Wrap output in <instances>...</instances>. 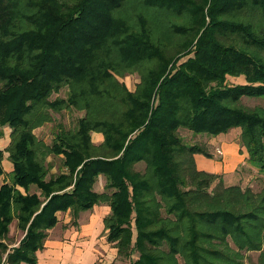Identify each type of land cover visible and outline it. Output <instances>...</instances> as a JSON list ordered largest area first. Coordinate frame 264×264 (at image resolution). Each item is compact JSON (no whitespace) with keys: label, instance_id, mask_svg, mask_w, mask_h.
<instances>
[{"label":"trees","instance_id":"obj_1","mask_svg":"<svg viewBox=\"0 0 264 264\" xmlns=\"http://www.w3.org/2000/svg\"><path fill=\"white\" fill-rule=\"evenodd\" d=\"M127 1L0 0V140L11 129L0 148V264H38L59 212L75 225L102 204L115 262L243 264L258 251L264 264V187L198 169L195 154L213 155L179 133L238 128L264 169V108L242 104L264 96V0H131L147 13L134 23L120 15ZM127 73L139 77L134 90L118 80ZM65 86L67 98L53 97ZM64 109L84 115L75 127L56 122L50 142L38 137ZM14 220L24 235L9 247Z\"/></svg>","mask_w":264,"mask_h":264},{"label":"crops","instance_id":"obj_2","mask_svg":"<svg viewBox=\"0 0 264 264\" xmlns=\"http://www.w3.org/2000/svg\"><path fill=\"white\" fill-rule=\"evenodd\" d=\"M237 80V82H239V80L242 82L241 78H238ZM234 130L236 129L233 128L227 133L210 137L205 136L203 138L205 148L213 155V157L210 158L204 154H195V161L198 169L220 175L224 183L225 181L227 183L229 181L228 184H225L226 186L231 185V182L245 178L246 174L243 173L241 176L242 172H237V170H242V168H250L251 170V178L248 179V182H251V179L254 180L256 176H259L264 172V169H260L259 167H256L255 164L252 165L248 161V154L246 155L243 153L241 159L238 157L239 155L237 156L235 154L236 149L241 147L239 142H237V136L233 133ZM218 149L221 150L220 155L217 154ZM239 164L244 167H239ZM109 213L110 207L107 204L98 205L91 210L80 212L78 217L79 228L78 231L75 230L77 231V234L74 232L72 234V236L76 234L75 238L69 241L66 240L68 242L64 243L59 234H55L56 236L48 235L44 247L36 253L38 264H96L95 261H98L99 254L95 252L96 247L94 245H96L100 239V233L105 229L103 223L104 216H107ZM60 214H65V216L68 217L71 212H59L58 218ZM64 222H66V220ZM100 224H102L103 230L101 229ZM57 226L58 224L50 229L48 233L56 230ZM83 231L86 232L83 233ZM8 245L9 247H13L17 244ZM102 249H104L106 254L100 260L106 261V264H111V260H113L114 264L117 252L115 253L110 250L115 251V249L110 248V250H107L105 245ZM102 249H99V251Z\"/></svg>","mask_w":264,"mask_h":264},{"label":"rangeland","instance_id":"obj_3","mask_svg":"<svg viewBox=\"0 0 264 264\" xmlns=\"http://www.w3.org/2000/svg\"><path fill=\"white\" fill-rule=\"evenodd\" d=\"M142 7L143 6L140 7L134 1L128 0L126 2L125 6L122 8L120 15L123 18L129 19L130 21H132L131 23H134L135 20H132L130 16H132L134 14H138V15L142 14L144 16H147L146 10ZM175 20L183 21L182 19H178V18H175ZM261 54L264 56V51L261 52ZM117 77H118L119 81L124 82V84L131 90L135 89V86H136L137 82L139 81V77L136 73H127V74H124V76H117ZM230 82L233 84L236 83L235 80L230 81ZM239 82H241V80H239ZM68 94H69L68 86H65L60 90V92L58 94H54L53 97L59 96V97L67 98ZM242 104L245 107L251 108V109L256 107V106H261L264 108V96H261V97H248V96H246L243 98ZM54 115H55L57 121H54L53 123L45 124L44 126L35 130L36 135L38 137H40L41 139H44V141H46V142H50V139L53 136V133L55 131V123L56 122L59 121V122L63 123V125H65L66 127H70V128L75 127L77 125L78 119L82 115H84V111L83 110L64 109V111L59 112V113L58 112L54 113ZM235 129L236 130H234L233 133L237 136V142H239V145L241 147V148L238 147L236 149L235 154L237 156L239 155L238 157L241 159V156L243 155V153H245L246 155L248 153L246 152V150L244 148L242 149V146L240 144V136H239L240 130L238 128H235ZM10 133H11L10 127L7 126L3 129V137L0 140V148L6 149V147L8 146V144L10 142ZM179 133H180V135H182L184 141L188 144L198 143V144L204 145L203 138L205 136L206 137L208 136V135H203V134H193L191 131L186 130V129L180 130ZM102 140H103L102 133L92 132V142L98 144V143L102 142ZM199 154H201V153H199ZM217 154L220 155V153H218V152H217ZM7 155L8 154L6 152L5 156L7 157ZM242 159H243V157H242ZM50 160H52V158H50ZM52 163H53V166L51 168V172L52 173L58 172V170H59L58 161L52 160ZM3 165H4V168L7 172L9 169H11V166H12L10 160H8L6 158L3 160ZM239 167H244V166L239 164ZM136 169L137 170H143L144 169V163L137 164ZM237 172H242L241 176L243 175V173L246 174L245 178H242L239 181L231 182V185L239 184V185L243 186V188L250 187L254 191H260L264 187V172L260 175L258 174L259 176H256L254 180L251 179V182H248V179L251 178L250 177V173H251L250 168H247V169L242 168V170H237ZM2 179H3V176L0 177V183H2L1 182ZM218 180H219V178L212 184V188H215L217 186ZM228 183H229V181H228ZM228 183L225 181V183H223V184L225 185ZM102 184H103L102 180H100V183L97 185L96 188L99 190V188L102 187ZM65 220H66V222H64ZM16 223H17L16 220H14L12 222V224L10 225V231H9L10 234H8V237L6 239V242L8 244H11V245L17 244L19 242V240L22 238V236L24 235L22 233V231L19 228H17ZM78 226H79L78 221H77V224H75V225L71 222V214L68 217H66L65 214H60L59 215V223H58L56 230L48 233V235L54 236L55 234H57V235L59 234V236L62 238V241L64 243H66L69 240L75 238V235L77 234V231L79 228ZM100 226L102 229L103 228L102 224H100ZM67 229H70V230H67ZM75 230H77V231H75ZM73 232L76 233L74 236H72ZM85 232L86 231H83V233H85ZM106 232H107V230L104 229V231H102L100 233V235H99L100 239L99 240L96 239V240H98V242L96 243V245H94L96 247L95 252L97 254H99L98 261H95L96 264H106V261L100 260L106 254L104 251L105 248L102 249L104 247V245L106 246L107 250H110V248H112V249L114 248L115 251L114 250H110V251H113L115 253L117 252L116 248L111 243L107 242ZM81 233H82V231H81ZM66 240H68V241H66ZM99 249H102V250L99 251ZM258 255H259L258 251L246 252L243 264H257ZM119 260H121V259H118V261L116 260L117 262L114 261V264H129L126 261H122L120 263ZM180 262H181L180 264H183L182 259H180ZM111 264H113V260H111Z\"/></svg>","mask_w":264,"mask_h":264},{"label":"built area","instance_id":"obj_4","mask_svg":"<svg viewBox=\"0 0 264 264\" xmlns=\"http://www.w3.org/2000/svg\"><path fill=\"white\" fill-rule=\"evenodd\" d=\"M217 152H218V153H221V150H220V149H218V150H217Z\"/></svg>","mask_w":264,"mask_h":264}]
</instances>
